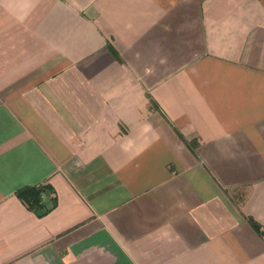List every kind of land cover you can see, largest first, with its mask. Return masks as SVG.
Here are the masks:
<instances>
[{"label":"crops","instance_id":"crops-1","mask_svg":"<svg viewBox=\"0 0 264 264\" xmlns=\"http://www.w3.org/2000/svg\"><path fill=\"white\" fill-rule=\"evenodd\" d=\"M0 264H264V0H0Z\"/></svg>","mask_w":264,"mask_h":264},{"label":"trees","instance_id":"trees-1","mask_svg":"<svg viewBox=\"0 0 264 264\" xmlns=\"http://www.w3.org/2000/svg\"><path fill=\"white\" fill-rule=\"evenodd\" d=\"M54 188L49 183H39L20 187L16 194L28 206L39 215H44L52 210L57 204V198L53 195ZM47 197L51 199V204L47 202ZM42 211V213H39ZM252 225L262 232L260 225L251 219Z\"/></svg>","mask_w":264,"mask_h":264},{"label":"water","instance_id":"water-1","mask_svg":"<svg viewBox=\"0 0 264 264\" xmlns=\"http://www.w3.org/2000/svg\"><path fill=\"white\" fill-rule=\"evenodd\" d=\"M39 213H42V211H40Z\"/></svg>","mask_w":264,"mask_h":264}]
</instances>
